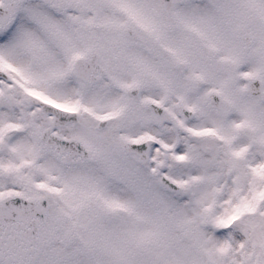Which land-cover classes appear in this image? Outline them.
Masks as SVG:
<instances>
[{"label":"snow or ice","instance_id":"6c2138e0","mask_svg":"<svg viewBox=\"0 0 264 264\" xmlns=\"http://www.w3.org/2000/svg\"><path fill=\"white\" fill-rule=\"evenodd\" d=\"M0 264H264V0H0Z\"/></svg>","mask_w":264,"mask_h":264}]
</instances>
